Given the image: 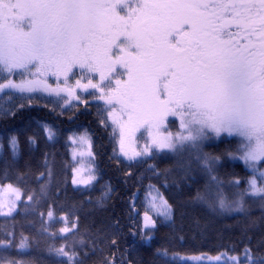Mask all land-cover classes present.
<instances>
[{
    "label": "snow or ice",
    "instance_id": "1",
    "mask_svg": "<svg viewBox=\"0 0 264 264\" xmlns=\"http://www.w3.org/2000/svg\"><path fill=\"white\" fill-rule=\"evenodd\" d=\"M78 90L93 103L103 102L97 114L112 128V138L118 132V163L129 170L146 165L166 190L188 193L187 200L176 201L149 184L146 200L157 219L144 212L142 239L150 240L161 222L174 226L188 206H200L245 218L242 251L233 245L213 258L217 264H264V236L253 246L247 235L258 224L264 227V0H0V116L15 117L45 93L56 106L64 101L72 107L70 101H80ZM44 127L52 139L55 133ZM216 142L225 144L218 154L205 150ZM78 143L87 145L91 157L85 134ZM11 147L15 155L14 136ZM229 160L242 161L250 175L222 174ZM45 168L36 178L38 190L0 184V214H19V201L25 215L41 218L50 264H89L101 238L82 230L75 212L55 214L66 189L47 158ZM91 172L74 168L72 184H91L97 179ZM25 175L19 173L17 182ZM44 204L47 219L40 211ZM254 205L260 218L252 216ZM0 230V264H49L9 255L12 249L30 252L40 241L23 231L17 238L14 226ZM156 252L159 264H171L168 249ZM178 255L172 253L173 259ZM102 264L115 261L104 258Z\"/></svg>",
    "mask_w": 264,
    "mask_h": 264
},
{
    "label": "trees",
    "instance_id": "2",
    "mask_svg": "<svg viewBox=\"0 0 264 264\" xmlns=\"http://www.w3.org/2000/svg\"><path fill=\"white\" fill-rule=\"evenodd\" d=\"M98 106L102 107V104L79 102L72 107L60 109L49 99L37 95L32 103L19 111L15 117L0 116V183H12L21 189L26 187L29 190H38L36 178L41 172L46 171L47 158L49 166L54 169L57 181L62 182L61 188L66 189V195L62 193L60 197L64 206L55 214L62 216L75 212L80 217L82 230L87 228L91 234L101 238L96 253L90 257L89 264H102L104 258L114 260L115 264H159L161 257L156 250L164 248L168 249L171 264H208L184 261L179 256L198 253L219 254L233 245L242 251L244 243L247 242L246 236L242 233L245 218L234 214L217 215L200 206H188L184 209L185 215L177 214L174 226L161 222L158 229L151 233L150 240L141 238L139 233L143 228L142 212L149 209L146 200L149 184L156 185L166 198L172 197L176 201L187 200L188 193L187 191L181 193L175 189L166 190L161 186L163 178L157 179L146 172V165H133L129 170L123 162L118 163L116 156H122L117 152L110 128L106 129L101 124V117L97 114ZM53 108L55 111H52ZM45 125H49L55 133L52 139H49ZM84 132L89 133L92 140L97 179L89 185L77 186L72 184L74 161L70 137L73 133ZM13 136L18 142L15 155L11 147ZM224 147L225 144L216 142L205 150L218 154ZM167 163L166 161L160 167H165ZM5 169L7 180L3 179ZM233 170L240 178L250 175L242 161L229 160L220 169L222 174ZM129 171L133 174L126 176ZM21 172L26 175L23 182L18 183L17 176ZM224 178L229 177L225 175ZM245 186L241 184V187ZM225 191L231 194L230 189L225 188ZM192 194H195V187L192 188ZM26 199L27 196L22 191V200ZM73 205L76 207L73 208ZM21 209L23 205L19 202V214L14 213L7 217L0 215V227L7 225L11 231L14 226L17 238L23 231L25 235L36 237L40 244L27 253L18 254L16 249H12L8 254L17 258L35 257L38 262L45 261L50 264V258L43 251L50 241L40 235L39 214L25 215ZM40 211L45 212L47 219V204H44ZM152 214L154 220L157 219L153 212ZM261 215L258 206L254 205L253 218H260ZM196 219L200 220L199 226L195 223ZM63 226L60 223L55 228ZM143 230L147 232V229ZM247 235L252 236L254 246L264 236V227L258 224ZM4 238V233L0 230V239ZM112 240L116 241L115 245L111 244ZM61 242L56 241L57 246ZM172 253L179 255L173 259Z\"/></svg>",
    "mask_w": 264,
    "mask_h": 264
},
{
    "label": "rangeland",
    "instance_id": "3",
    "mask_svg": "<svg viewBox=\"0 0 264 264\" xmlns=\"http://www.w3.org/2000/svg\"><path fill=\"white\" fill-rule=\"evenodd\" d=\"M79 78L78 76L77 77H74L73 78V83L75 82V79ZM13 79H19L17 77H13ZM86 82V81H85ZM49 83L53 84V86H55V81L54 79H49ZM78 95H80V101L79 102H83L85 103L86 101L87 102H92L93 101V97H90V96H87L86 94H83V90H78ZM43 97H47V94H43L41 95ZM67 98V97H66ZM49 99L51 102H52V99L51 98H47ZM75 100H72L70 101L71 105L74 106L76 105L77 103H79ZM60 105L62 107H58L60 109H64V108H68L69 106L68 105H65L64 104V101H60L59 102ZM102 104V107H103V102H99ZM101 107V108H102ZM109 123H111L109 121ZM49 127V125H47ZM177 126H178V121H177ZM50 128V127H49ZM51 129V128H50ZM173 131L175 130V128L172 129ZM110 132H112V128H110ZM82 134H85L87 136V139L91 142L92 144V140H91V137L89 135V133H73L70 137V141H71V145H72V156H73V161H74V168H80V167H83L85 168L86 170H92L91 174L96 176L97 175V171H96V167H95V163H94V157H93V152H92V156L90 157L88 155V148H87V145H80L78 143L79 141V138ZM113 139V142L116 146V149H117V152L122 156V153L120 152V145H119V136H118V132H117V135L115 138H112ZM75 141V142H74ZM139 147H143L144 145V140L143 139H139L137 141ZM92 151V149H91ZM81 152H84V155L81 156L80 153ZM2 184V183H0ZM5 184H8V183H5ZM14 185V184H13ZM16 186V185H14ZM77 186H83V185H77ZM18 187V186H16ZM21 199H22V194H21ZM18 205H19V201L17 202V209H18ZM145 211H148V214L149 216H151L153 218V214H152V211L151 210H145ZM142 212V224L144 222V212ZM1 216H5L3 214H0ZM154 219V218H153ZM201 254H204V255H201ZM218 254H208V253H198V254H189V255H180V259L181 260H184V261H189V262H193V263H208V264H211V263H217L213 258L216 257ZM192 257H199L200 259L199 260H193L191 259ZM224 258L221 257V261L223 260Z\"/></svg>",
    "mask_w": 264,
    "mask_h": 264
}]
</instances>
